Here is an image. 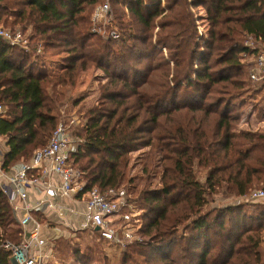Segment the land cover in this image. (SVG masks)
I'll return each mask as SVG.
<instances>
[{
	"label": "trees",
	"instance_id": "1",
	"mask_svg": "<svg viewBox=\"0 0 264 264\" xmlns=\"http://www.w3.org/2000/svg\"><path fill=\"white\" fill-rule=\"evenodd\" d=\"M97 1L0 0V23L8 25L9 17L10 26L20 25L21 31L29 28L31 46L24 51L0 39V104L4 106L0 132L8 148L4 167L30 161L34 149L46 144L57 126L56 102L77 87L80 72L95 66L108 80L99 87L97 105L84 110L86 122L74 133L82 141L69 156L81 173L80 194L92 188L101 193L113 190L115 194L108 198L122 194L129 203L125 190L119 188L130 153L150 149L143 173L159 152L165 153L160 187L138 193L137 201L145 210L140 233L148 238L128 245L130 254H123L120 264L129 259L135 263L132 254L144 255L145 264H258L264 201L210 210L203 207L206 192L221 185L226 196L234 199L244 197L257 184L264 185V133L235 134L228 99L206 101L219 83L244 85L247 65L241 60L246 50L242 37L264 42V0H189L190 6L205 8L209 22L202 52L197 42L198 57L196 50L187 48L191 38L196 44L198 35L186 0H163L165 15L162 0H108L117 25L126 13L146 31L155 18H165L159 21L155 39L146 46L147 38L141 35L144 47L136 49L130 43L133 33L119 35L123 41L118 49L112 45L117 40L103 41L89 29L87 35L82 33L86 9ZM91 36L99 39L95 38V51L86 43ZM38 44L41 53L36 52ZM162 48L168 50L167 59L154 60L153 65L140 63L142 58H155ZM62 52L66 53L61 58L63 67L51 75L44 57ZM182 87L193 94L186 104L178 102ZM165 105L173 108L162 110ZM183 109L201 112L203 119L160 125L162 114L171 116ZM211 115L215 117L209 129H204ZM195 162L207 169L203 184L194 176ZM80 232L103 239L98 229ZM22 234L0 191V264H12L11 250L3 245L21 243ZM77 254L78 261L94 260L85 251Z\"/></svg>",
	"mask_w": 264,
	"mask_h": 264
},
{
	"label": "rangeland",
	"instance_id": "2",
	"mask_svg": "<svg viewBox=\"0 0 264 264\" xmlns=\"http://www.w3.org/2000/svg\"><path fill=\"white\" fill-rule=\"evenodd\" d=\"M186 2L188 3L186 7L192 14V21L194 22L198 35L197 39L195 38L196 44L193 43V38H191L190 44L187 46V48L196 50L195 57H198L199 55L197 53V49L199 47L197 42L199 41L200 52H202V38L207 36L209 30V22L206 19V12L204 7L190 6L189 0H186ZM106 3L107 0H98L96 4L88 6V8L86 9L87 12L85 13L87 21L82 28V33H85L84 35H87L89 29V33H95L96 37H99L103 41H105L107 40L105 39V36L109 35L113 30L119 33L120 36L124 35L125 37H127V35H129L130 33H133V40H131L130 43L132 42V45L134 46L133 49H136L144 47V44H141L139 40V38H141V35L147 38L145 39L146 46L150 43L151 39H155V34L159 31V21L165 19L162 16L155 18L153 24L151 25L152 28L148 31L143 29L142 26H138V24L134 21L129 13H126L124 15L118 25L116 24V22L114 23L112 19L113 14L111 13L109 15H104V13L99 12V18L94 19L93 14L95 10L102 7V5ZM164 4L166 3L162 1L161 5L165 8ZM166 12L167 9L165 8L163 15H165ZM88 18L90 23H88ZM11 21L12 18L8 17V25L3 26L12 31H20L23 35V38L28 39L29 45L30 43L28 37L30 34V29L28 28L25 31H21L19 27L20 25H14V27L10 26ZM119 26L121 27V29H119ZM12 28L15 30H13ZM120 36L118 37L120 38ZM96 37L91 36V38L86 42L87 45H90L91 50L92 48L94 49L95 41L97 39ZM248 37H242V41L245 43ZM119 38L110 37V39H113L114 41L117 40L116 42H118L112 44L114 49H118L119 47H121L123 40L119 41ZM102 45L103 44L100 43V47H102ZM93 54L95 55L94 52ZM64 56H66L65 52H62L58 55L45 56L48 61L47 64L45 63V65L47 66L48 72L51 75L60 73L62 69L61 58ZM160 58L167 59L168 50L162 48L161 51H158L155 54V58H142V62L140 63L151 62L152 64V61L160 60ZM247 59L249 60V57H247ZM194 63L195 65H198L197 60H195ZM248 69L249 64L246 67V81L244 85L242 84L239 87H234L229 84L226 85L223 83H219L214 87L216 92L212 90V93L209 94L206 98V101H210V98L216 99L222 96L226 99V101L228 99L231 108L230 115L234 119L233 122L231 121V125L233 126V131L235 134H238L241 131L264 133V84L260 85L259 83H253L252 81H250L248 77ZM107 80L108 79L106 74L101 69L95 66H90L85 71L80 72V76L77 80V87L75 89H72L71 91L68 90L67 96H65L64 98H60L56 102L54 111H56L57 125L64 124L67 126L68 130L74 137L73 145L76 146L77 143H81V139H79L74 133L75 131L80 130L81 126L86 122V118L82 116L84 115V110L87 107H93L97 105L99 87L101 84L107 82ZM50 93L51 92L49 91V94ZM190 94V90H186L184 89V87H182L179 91L178 102L186 104V101H188L187 99L189 98ZM69 97H72L73 99H67ZM73 100H76V102H78L77 105L73 104ZM171 108H173V106L168 107V105H165L163 106L162 110ZM219 109H221V106L219 107ZM192 117H194L198 121L203 119V115L201 112L192 113L183 109L181 111L172 113L171 116L162 114V116L159 117V121L161 122L160 125L162 126H175L177 124L184 125L185 121L189 120ZM214 117V115H211L208 118L209 126L206 127V125L204 124V129H209ZM36 149H34V151ZM149 151V148L144 147L130 153L129 165L120 183L119 189H124L125 193L128 195V199L130 200L128 205L118 211L117 214L112 218V224L114 225L115 229L117 231H120L119 236L117 235L118 233L116 234V238H119L120 240L118 242L105 241L103 239H100L97 235H92L90 233H81L80 231H77L73 234L68 233L67 236L61 237L60 240L52 242L51 250L53 251V254L51 255L53 257H51V260L48 264H120V260L123 254H130L129 250L131 246L128 245H131V243H133L134 241H142L148 238L142 236V234L140 233V229L141 227H143L145 221V210L144 204L137 201L138 193H140L142 190L155 189L160 187V176L163 171L164 165L166 164V162L162 160V157L165 153L159 152L156 155V159L154 160L152 167L149 168L147 172L143 173V165L148 159ZM192 170L194 176L203 184L205 182L207 169L195 162ZM146 182L147 185L145 184ZM260 188H264V185L257 184L250 190ZM205 199L206 204L203 208L209 210L224 208L227 206L235 207L236 205L244 204L246 202L244 197L234 199L232 197L226 196L223 185H221V187L216 191L215 189H213L209 193L206 192ZM225 223L226 225H228L227 221ZM179 229L180 233L181 231L183 232L182 227H179ZM123 231H127L128 233H130V238H126L125 236H123ZM260 235L262 236L261 244L259 247L261 260L258 264H264V231H260ZM87 247L89 248L88 251L87 249H85ZM56 248H58L57 251ZM79 251H85L86 253H89L94 260L88 261L87 258H83L82 261H78L77 252ZM132 255L135 263L131 259H129L125 264H145V261H147V258L144 255Z\"/></svg>",
	"mask_w": 264,
	"mask_h": 264
},
{
	"label": "built area",
	"instance_id": "3",
	"mask_svg": "<svg viewBox=\"0 0 264 264\" xmlns=\"http://www.w3.org/2000/svg\"><path fill=\"white\" fill-rule=\"evenodd\" d=\"M163 1V0H162ZM99 12L110 14L108 0L106 4L95 10L94 19L99 18ZM111 25V23H110ZM119 33L111 31L105 39L110 37L118 38ZM0 39L9 44L30 51L28 39L23 38L20 31H12L5 28L0 23ZM246 50L241 54V60L247 66L249 80L253 83L264 82V42L255 40L249 36L244 43ZM36 52H42V45L36 46ZM249 57V60L247 59ZM47 64V59L44 57ZM4 114V106L0 104V118ZM73 122V121H72ZM82 141V140H80ZM74 137L64 124H58L52 132L46 144L36 149L29 162H23L18 168H6L3 163L2 146H6L5 139L0 132V191L5 195L9 205L12 207L20 227L23 229V240L15 245L5 243L3 246L11 250L12 264H47L51 257L44 251L46 240L40 236L41 223L34 216V209H41L43 205L52 207L46 199H41L35 207L28 201V190L35 188L39 191L47 192L54 189L50 177L52 174L59 176L60 184L55 190L59 192L60 199L70 195L85 197L84 223L83 229H98L99 234L106 241H116L118 231L112 224V218L118 211L123 209L128 203L124 197L108 198L115 194L113 190L101 193L97 188H92L80 194L82 190L81 173L77 165L70 158L71 152L78 149L79 143L73 145ZM37 170V173L35 171ZM245 201H264V188L251 190L244 196ZM31 224L32 229L27 236L24 228ZM119 236V234H117ZM123 236L130 238L131 234L123 231Z\"/></svg>",
	"mask_w": 264,
	"mask_h": 264
},
{
	"label": "crops",
	"instance_id": "4",
	"mask_svg": "<svg viewBox=\"0 0 264 264\" xmlns=\"http://www.w3.org/2000/svg\"><path fill=\"white\" fill-rule=\"evenodd\" d=\"M62 63L61 66L63 67ZM7 149V146H2L1 151L5 153ZM23 162L24 161H20L12 165V167L18 168ZM35 173H37V170ZM50 181L54 189L43 192L35 188H30L28 190V201L32 207H35L41 199H46L53 204L52 207L43 205L41 209H34L33 212L34 216L41 223L39 230L40 236L46 240L44 251L49 253L50 257H53L51 255L53 254L51 246L55 239L67 236L68 233L73 234L74 231L83 230L82 224L84 223L85 197L81 195H70L60 199L58 196L59 192L55 190L60 184L59 176L52 174ZM31 229V224L24 228L25 236L28 235Z\"/></svg>",
	"mask_w": 264,
	"mask_h": 264
}]
</instances>
